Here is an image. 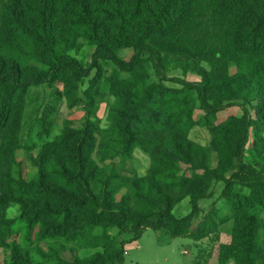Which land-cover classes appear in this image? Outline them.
Instances as JSON below:
<instances>
[{"label": "trees", "instance_id": "trees-1", "mask_svg": "<svg viewBox=\"0 0 264 264\" xmlns=\"http://www.w3.org/2000/svg\"><path fill=\"white\" fill-rule=\"evenodd\" d=\"M80 40L94 48L89 65L69 54ZM105 62L114 66L109 125L99 128L90 114L74 127L64 124L35 156L27 155L30 170L18 160L29 90L61 83L60 97L74 108L82 103V81L92 70L97 81ZM84 96L93 101L92 91ZM233 104L242 115L215 125ZM197 109L198 124L210 129L208 146L189 138ZM135 148L149 158L143 176L124 173ZM215 183L223 184L230 211L228 243L220 241L221 217L212 207L192 230L203 213L199 202L212 198ZM185 198L191 211L177 218L172 209ZM12 204L20 208L18 220L36 227L38 240L78 241L100 252L81 259L73 248L63 256L40 246L34 254L20 249L10 241ZM108 229L128 236L127 243L147 230L215 243L199 248L192 264L214 256L216 264H264V0H0L5 264H123L125 244Z\"/></svg>", "mask_w": 264, "mask_h": 264}, {"label": "rangeland", "instance_id": "rangeland-1", "mask_svg": "<svg viewBox=\"0 0 264 264\" xmlns=\"http://www.w3.org/2000/svg\"><path fill=\"white\" fill-rule=\"evenodd\" d=\"M93 52L94 48L90 44L80 40L69 51V54L83 65H89L92 62ZM124 57L128 58L129 55ZM202 65L205 66L204 63ZM101 69V76L97 81H94L97 78L96 70H92L91 75L82 81L80 87L82 103L74 108H68L65 100L60 97L59 92L62 91L61 83L56 82L50 87L47 85L33 87L29 90L25 99L20 132V143L23 145L24 150L19 152L18 160H24L30 170L31 165L27 161V155L35 156L44 143L51 141L55 135L59 134L64 124L74 127L78 125L86 114H90L92 115L91 119L95 121L99 128L103 129L109 125L108 112L114 102L113 87L109 83V79L114 66L109 62H105L101 65ZM119 77L124 79L128 75L122 73ZM187 79L190 81L199 80L193 75H188ZM91 86H93L92 89H90ZM87 91H92L93 101L91 102L85 100L86 97L84 95ZM202 115L201 111L195 110L194 119L197 121V125L190 130L189 138L200 145L208 146L211 139L210 129L198 124ZM231 115H242L241 107L237 106V104L226 107L217 114L215 125ZM46 121H50V133L48 135L44 134L43 128L46 125ZM251 143L252 139L247 145L248 148ZM211 166H216L212 158ZM148 167V156L140 149L135 148L132 159L126 162L124 173L143 176L146 174ZM222 190V183L213 184L211 189L212 198L199 202V207L203 210V213L193 222L192 230H195L201 221V217L212 207L221 217L219 227L221 232L220 241L228 243L231 239L232 221L225 222L229 219L230 211L221 197ZM124 192L122 190L118 197ZM190 211V201L185 198L174 205L172 214L177 218H182L188 215ZM6 215L7 218L15 221L10 241L14 242L22 250H29L34 254L37 247L40 246L46 252L53 249L63 256V254L66 255L68 249L73 248L78 251V256L81 259L101 250L100 248H84L78 241L67 242L58 238L38 240L36 227L28 228L21 220H18L20 208L16 204L9 206ZM106 232L113 236L117 243L125 244L126 253L123 264H192L199 248L209 250L216 247L215 243L210 242L208 239H203L196 243L188 238H171L165 231L147 230L140 239L129 243H127L129 241L128 236L117 234L116 230L108 229ZM102 234L103 230L101 228H96L93 231L94 236L100 237ZM52 254H54L53 251ZM7 257L8 251L5 249L0 250L1 264L6 263ZM214 257L209 264H216Z\"/></svg>", "mask_w": 264, "mask_h": 264}, {"label": "crops", "instance_id": "crops-1", "mask_svg": "<svg viewBox=\"0 0 264 264\" xmlns=\"http://www.w3.org/2000/svg\"><path fill=\"white\" fill-rule=\"evenodd\" d=\"M146 232V231H145ZM144 232V233H145ZM216 263V262H215ZM227 264H234L232 261H228Z\"/></svg>", "mask_w": 264, "mask_h": 264}]
</instances>
